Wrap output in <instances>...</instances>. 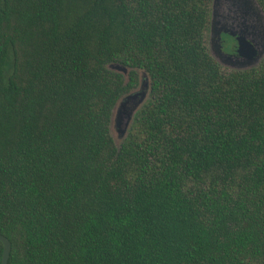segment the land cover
I'll use <instances>...</instances> for the list:
<instances>
[{
  "label": "trees",
  "instance_id": "1",
  "mask_svg": "<svg viewBox=\"0 0 264 264\" xmlns=\"http://www.w3.org/2000/svg\"><path fill=\"white\" fill-rule=\"evenodd\" d=\"M212 6L0 0L8 264H264V56L222 64Z\"/></svg>",
  "mask_w": 264,
  "mask_h": 264
},
{
  "label": "water",
  "instance_id": "2",
  "mask_svg": "<svg viewBox=\"0 0 264 264\" xmlns=\"http://www.w3.org/2000/svg\"><path fill=\"white\" fill-rule=\"evenodd\" d=\"M228 33L237 36L238 52L240 57L234 58L222 49V34ZM251 38L253 42L262 41L264 47V9L258 0H213L212 20L210 31V47L214 56L224 65L243 69L256 65L264 56V48L255 60L247 62L245 57L253 58L257 53L253 44L247 39ZM114 68L123 69L126 73L127 68L113 65ZM147 82L144 81L141 88L125 97L117 110V127L119 135L123 137L133 119L134 112L147 97ZM135 104L128 108L129 104ZM0 240L3 242L2 264H8L12 243L8 237L0 234Z\"/></svg>",
  "mask_w": 264,
  "mask_h": 264
},
{
  "label": "flooded vegetation",
  "instance_id": "3",
  "mask_svg": "<svg viewBox=\"0 0 264 264\" xmlns=\"http://www.w3.org/2000/svg\"><path fill=\"white\" fill-rule=\"evenodd\" d=\"M252 44H253V48L256 50V54L253 58H247L245 57V61L250 62L255 60V58L257 57V55L263 51V46H262V41H257V42H253L251 38H247ZM222 49L224 52L230 54L231 56H233L234 58L238 59L240 57V53L238 52V40H237V36H232L228 33H223L222 34ZM136 100H134V102L132 104H129L127 107L130 108L132 107L136 102ZM118 110V109H117ZM116 117H117V111L115 112V116H114V121H115V125L117 127V122H116ZM117 130L119 131V128L117 127Z\"/></svg>",
  "mask_w": 264,
  "mask_h": 264
},
{
  "label": "rangeland",
  "instance_id": "4",
  "mask_svg": "<svg viewBox=\"0 0 264 264\" xmlns=\"http://www.w3.org/2000/svg\"><path fill=\"white\" fill-rule=\"evenodd\" d=\"M142 80H143V78H142ZM137 90H139V89H137ZM111 130H112V134H113L117 144H120L122 142L123 138L119 135V131L117 130V127L115 125V121L112 124Z\"/></svg>",
  "mask_w": 264,
  "mask_h": 264
}]
</instances>
